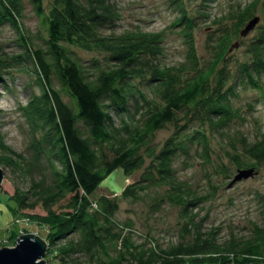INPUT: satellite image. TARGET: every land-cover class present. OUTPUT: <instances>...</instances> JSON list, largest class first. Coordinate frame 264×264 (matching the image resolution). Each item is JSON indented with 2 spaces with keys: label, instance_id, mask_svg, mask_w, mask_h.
Here are the masks:
<instances>
[{
  "label": "trees",
  "instance_id": "1",
  "mask_svg": "<svg viewBox=\"0 0 264 264\" xmlns=\"http://www.w3.org/2000/svg\"><path fill=\"white\" fill-rule=\"evenodd\" d=\"M211 1L202 0L197 13L208 17L205 5ZM29 2L42 17L44 47L34 48L23 31V0H0V25L16 28L24 47L22 54H0V77L23 63L40 88L17 106L28 128V155L0 134V162L29 183L10 196L7 206L13 213L38 205L45 212L25 215L48 227L46 260L82 264L84 256L85 264H264V193L257 195L260 220L252 221L249 234L219 243L197 217L219 185L198 191L176 168L178 160L195 156L224 177L264 165V133L250 139L236 127L246 114L235 102L240 86L261 88L264 78V0L230 4L215 16L216 34L208 40L210 57L204 62L194 38L195 16L183 0H171L179 14L171 27H180L186 45L183 60L175 64L159 59L164 31L114 29L119 13L113 0H51L47 11L44 0ZM259 5L263 22L244 43L246 57L240 61L231 48L259 16ZM74 48L102 58L83 61ZM166 127L172 131L159 145L155 133ZM117 168L126 177L140 171L122 190L124 199L147 195L155 211L178 209V242L162 246L150 227L144 233L132 220L116 218L117 198L93 197Z\"/></svg>",
  "mask_w": 264,
  "mask_h": 264
},
{
  "label": "rangeland",
  "instance_id": "2",
  "mask_svg": "<svg viewBox=\"0 0 264 264\" xmlns=\"http://www.w3.org/2000/svg\"><path fill=\"white\" fill-rule=\"evenodd\" d=\"M113 1L119 13V19L115 21L114 29L121 31L138 27L150 32L164 31L165 38L162 43L163 53L159 57L160 61L165 64H175L183 60L186 45L178 32L180 27H171L179 15L175 3H171V0ZM183 1L188 11H191L196 18L197 27L194 30V38L198 54L204 62L210 57L207 49L208 40L211 35L216 34L213 31L217 25L212 23L215 16H220L222 12L227 11L230 4L240 3L244 6L254 0H212L205 5L210 13L208 17L197 13L198 8L203 6L201 5L202 0ZM50 2L51 0H44L46 11ZM23 3L24 11L20 20L23 31L33 41L34 48L44 47L46 29L42 17L34 11L29 0H23ZM257 8V15L261 17L258 23L247 33L234 40L237 44L231 48L230 53L240 61L246 57L244 43L256 36L257 29L263 22L262 14L259 12L261 10L260 5ZM74 49L83 61H89L94 57L102 58V54L97 52ZM23 52V41L20 39L17 29L10 23L1 24L0 54L12 56ZM24 68L25 65L19 63L7 69L9 71H4L0 77V134L7 145L28 155V128L24 118L18 112L17 106L19 103H26L33 93L40 91V88L31 72ZM54 83L57 88H60L57 80H54ZM259 84L261 88L248 85L240 86L238 97L235 100L236 104L246 114L245 120L236 123V127L245 132L250 139L258 137L259 132L264 133L263 77L260 78ZM63 95L66 101L70 100L67 94ZM171 131V127L158 130L155 133L154 141L161 145ZM212 156L213 158L216 157L215 154ZM0 166L4 170L3 182L0 185V248L15 246L17 237L23 233H35L44 238L48 227L25 215V212L44 214L45 212L40 205L34 209L25 210L21 215L13 213L7 206L11 202L10 196L14 193L15 188L26 189L29 184L28 180L14 174L1 162ZM176 168L179 177L188 181L198 191L206 192L210 188V183L219 185L217 194L212 200L204 203L197 215L203 230L215 232V237L219 243H225L232 238L247 236L252 221L260 220L259 210L261 206L257 195L264 193V165L258 169L257 175L236 181L232 185L230 182L236 171H232L229 177H224L223 174L217 173L214 167L204 165L197 156L190 161L178 160ZM139 175L140 171L126 177L122 168H117L101 182L93 197L96 198L105 194L117 198L119 209L116 218L120 221L132 220L137 230L144 233L150 227L151 234L158 239L162 246H167L171 242H178L182 238L177 223L178 209L164 206L155 211L151 205V197L147 195H143L142 199L133 202L122 197L121 192L126 184L136 180ZM207 177H210V181ZM191 238V235H186L184 239L190 240ZM135 239L137 241L142 240L138 236ZM79 261L85 264L86 258L81 256ZM46 262L47 264H59L57 258H51Z\"/></svg>",
  "mask_w": 264,
  "mask_h": 264
},
{
  "label": "water",
  "instance_id": "3",
  "mask_svg": "<svg viewBox=\"0 0 264 264\" xmlns=\"http://www.w3.org/2000/svg\"><path fill=\"white\" fill-rule=\"evenodd\" d=\"M260 17L252 18L244 27L241 34L244 35L252 29L259 21ZM258 174L255 167L238 168L232 185L236 181L247 179ZM4 170L0 166V185L3 182ZM48 242L42 236L35 233H23L17 237V243L13 247L0 248V264H47L45 260Z\"/></svg>",
  "mask_w": 264,
  "mask_h": 264
}]
</instances>
